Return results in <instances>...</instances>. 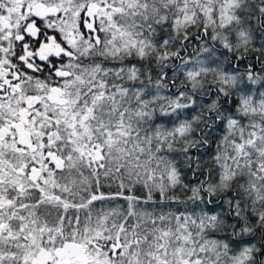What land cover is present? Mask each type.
<instances>
[{
  "label": "snow or ice",
  "instance_id": "6c2138e0",
  "mask_svg": "<svg viewBox=\"0 0 264 264\" xmlns=\"http://www.w3.org/2000/svg\"><path fill=\"white\" fill-rule=\"evenodd\" d=\"M0 264H264V0H0Z\"/></svg>",
  "mask_w": 264,
  "mask_h": 264
},
{
  "label": "trees",
  "instance_id": "16d2710c",
  "mask_svg": "<svg viewBox=\"0 0 264 264\" xmlns=\"http://www.w3.org/2000/svg\"><path fill=\"white\" fill-rule=\"evenodd\" d=\"M188 54H189V55H191V54H192V53H191V49H189V52H188ZM177 63H178V62H177ZM164 210H165V211H167L168 209H167V208H165ZM173 210H175V208H173ZM181 210H183V209L181 208Z\"/></svg>",
  "mask_w": 264,
  "mask_h": 264
},
{
  "label": "flooded vegetation",
  "instance_id": "af4514ba",
  "mask_svg": "<svg viewBox=\"0 0 264 264\" xmlns=\"http://www.w3.org/2000/svg\"><path fill=\"white\" fill-rule=\"evenodd\" d=\"M120 203H124L123 201H120Z\"/></svg>",
  "mask_w": 264,
  "mask_h": 264
}]
</instances>
